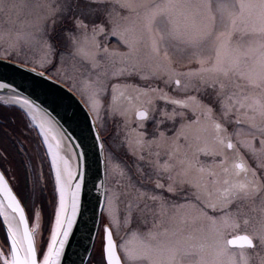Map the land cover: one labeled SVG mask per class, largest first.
Segmentation results:
<instances>
[{
    "label": "snow or ice",
    "instance_id": "1",
    "mask_svg": "<svg viewBox=\"0 0 264 264\" xmlns=\"http://www.w3.org/2000/svg\"><path fill=\"white\" fill-rule=\"evenodd\" d=\"M27 73L79 94L90 142ZM0 90L38 128L28 196L0 171V264H264V0H0Z\"/></svg>",
    "mask_w": 264,
    "mask_h": 264
},
{
    "label": "water",
    "instance_id": "2",
    "mask_svg": "<svg viewBox=\"0 0 264 264\" xmlns=\"http://www.w3.org/2000/svg\"><path fill=\"white\" fill-rule=\"evenodd\" d=\"M15 66V65H13ZM27 75L34 77L35 81H42L40 83H33V81L23 82V86L19 89L23 91L25 95H31L33 99H37V103L42 105V112L47 110L51 115L56 116L57 120L60 124L63 125V128L66 132L71 133L73 129H75V134H81V129H83V135L88 137V141L90 142L91 137L88 134L87 128L83 125L84 119V109L78 103L79 96L76 93L69 94L67 92V86L62 85L60 83H54L52 80L43 79L39 76H36L35 73H27ZM47 75V74H46ZM16 83H21L19 77L15 78ZM16 83L12 85V87H16ZM27 89V91H25ZM10 90H0V95L6 96ZM34 91V95L33 94ZM55 110V111H54ZM57 113L59 115H57ZM63 117V119H61ZM67 121V122H65ZM59 132V129L56 128ZM95 129H93V132ZM74 143L79 144L78 140H75V136L73 137ZM0 171H3L0 167ZM10 187H13L11 183H9ZM14 194L16 191L14 190ZM2 198V196H0ZM19 198V196H18ZM2 220V217H0ZM89 227H92L89 222ZM93 233L95 234V229H93ZM79 242V245L76 243ZM95 240L89 241L87 236L82 238L80 233L76 234L75 241L72 243L71 248L68 250V258L69 260H78V256L75 253L79 252V255L85 256V260H87V256L85 255V247L89 250L94 245Z\"/></svg>",
    "mask_w": 264,
    "mask_h": 264
},
{
    "label": "rangeland",
    "instance_id": "3",
    "mask_svg": "<svg viewBox=\"0 0 264 264\" xmlns=\"http://www.w3.org/2000/svg\"><path fill=\"white\" fill-rule=\"evenodd\" d=\"M78 96L79 94L76 93ZM4 96V95H0ZM18 113V112H17ZM13 117V119H12ZM4 116L0 114V127L6 128L8 132L12 133L13 137H18L19 139L14 144L11 140H6L2 146H0V152H4V149H7V152H4L5 155H9V159L3 162H0V167L2 170L7 169L8 176L10 178V182L15 189V191H19L23 196L27 197L29 193V189L32 187L33 182L35 180V174L31 165L28 167L27 181L24 182L23 178L16 179L15 177L19 175L18 172V161L20 160V155L17 153V148H20L23 152L25 150V146H27V151L32 152L35 148V138L36 133L38 132V128L36 124L31 121L30 117H24L22 119L20 113L14 116ZM28 123L31 126V135H29L30 129L25 128L24 124ZM15 130V131H13ZM27 136L28 139L24 140V137ZM23 140V144H20L19 141ZM35 155V153H33ZM28 158L25 157V160ZM37 169L41 167V161L37 156L36 161ZM43 171L47 173V166H43ZM43 180V177L41 178ZM50 198V197H49Z\"/></svg>",
    "mask_w": 264,
    "mask_h": 264
},
{
    "label": "trees",
    "instance_id": "4",
    "mask_svg": "<svg viewBox=\"0 0 264 264\" xmlns=\"http://www.w3.org/2000/svg\"><path fill=\"white\" fill-rule=\"evenodd\" d=\"M0 114L1 115H4V116H14V115H17L18 113L17 112H13V111H10V110H7L6 108H0ZM13 119V117H12Z\"/></svg>",
    "mask_w": 264,
    "mask_h": 264
},
{
    "label": "bare ground",
    "instance_id": "5",
    "mask_svg": "<svg viewBox=\"0 0 264 264\" xmlns=\"http://www.w3.org/2000/svg\"><path fill=\"white\" fill-rule=\"evenodd\" d=\"M38 119H39V117H38ZM34 123L36 124V122H34ZM53 133H54V134H58L59 132L57 131L56 128H54V129H53Z\"/></svg>",
    "mask_w": 264,
    "mask_h": 264
}]
</instances>
